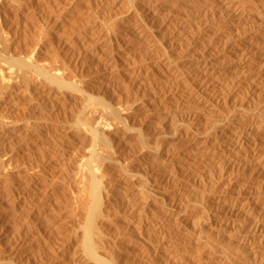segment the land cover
<instances>
[{"label": "bare ground", "instance_id": "obj_1", "mask_svg": "<svg viewBox=\"0 0 264 264\" xmlns=\"http://www.w3.org/2000/svg\"><path fill=\"white\" fill-rule=\"evenodd\" d=\"M127 1L131 10L120 27L138 39L150 60L159 59L166 74V81L152 88L154 122L147 126L152 133L127 123L132 105H111L108 94L105 99L108 89L101 91L95 81L84 80L83 68L73 70L80 55L109 71L134 62L120 43L124 39L107 31L108 26L119 25L118 14H113L116 0H103L97 20L76 27L79 33L73 43L58 39L65 62L56 52L53 61L51 56L49 61L45 58L58 16L47 17L36 37L21 43L19 33L29 25L28 4L0 0V188L7 195L16 183V194L7 203L16 215L27 217V227L20 234H32L30 222L41 227L55 219L49 231L60 242L55 244L57 250H65L44 251L50 260L58 259L55 264H264V13L252 11L254 0H195L197 16L215 21L204 26L196 18L187 21L197 25L171 38L167 50L169 44L158 45L148 32V21L156 11L141 3V12L135 8L139 3ZM179 43H185L181 50L178 47L184 45ZM180 51L187 54L175 61ZM106 77L100 79L102 86L97 85L103 88L110 83ZM149 78L146 81L155 82ZM73 106L78 109L74 119L67 121L64 115L62 122V113L73 111ZM56 112L66 125L63 130L53 118ZM170 116H178L180 122L172 124V132L166 135L163 120ZM82 135L89 144L84 149L87 156L75 155L73 150L74 160L57 175L55 157L66 154L59 147L67 149ZM19 143L29 152L40 146L35 164L18 165L20 169L14 164L18 152H11ZM46 143L59 144L55 156L45 155L41 146ZM131 144L142 159L130 163L124 156L129 148H136ZM38 187L48 191L37 204ZM118 198L131 204L133 216H117ZM62 208L69 209L68 215ZM39 227L33 231L41 238ZM14 256L20 264H35L27 249L11 252L0 264H18Z\"/></svg>", "mask_w": 264, "mask_h": 264}, {"label": "rangeland", "instance_id": "obj_2", "mask_svg": "<svg viewBox=\"0 0 264 264\" xmlns=\"http://www.w3.org/2000/svg\"><path fill=\"white\" fill-rule=\"evenodd\" d=\"M24 1H26V3L28 4V9H27V14L26 15H28V17L26 18L27 19V22L29 23V25H28V28H23L21 31H20V33H19V36H18V38H20L19 40H20V42L22 41L23 43L24 42H26V41H28V39H30V38H35L36 37V35H37V32L39 33V29H40V27H43V25H44V22L43 21H45V19L47 18V17H50V18H53V17H57L58 16V19H57V21L56 22H58V23H55V25L54 26H56V28H54V26L52 25L51 27H53L54 28V34L52 35L53 37H51L53 40H51V38H50V41H49V44H48V48L49 49H47V51H48V55H46V59H48V61L51 59L52 61L55 59V57L54 58H52V55L56 52V56L58 57H60V59L63 61V62H65V56L63 55V51H62V44L60 45L59 44V42H60V40H62V41H65V39H66V41L67 42H72L73 43V41H74V38H75V36H76V34H78L79 32H78V30L79 29H77L76 27H78V25L81 27V28H83V25L84 26H87V25H89V24H91V21H93V20H97V17H95L96 16V12L99 10V7H100V5L103 3V0H24ZM33 1V2H32ZM50 1V2H49ZM63 1V2H62ZM68 1V2H67ZM120 1H122V2H120ZM58 2V3H57ZM70 2V3H69ZM73 4H72V3ZM137 2V3H136ZM193 2H195V0H135V3L136 4H138L139 3V5H136V7L135 8H138V10L139 11H141L140 9V4L142 3V4H146V5H148V6H150L151 8H153V10H154V18L152 17L149 21H148V32L151 34V36H152V39L154 38H156L154 41H156L157 42V44L159 45V43H165V44H169L170 43V39L171 38H174V37H176L175 35L177 34V36H181V34L182 33H187L188 31L190 32V31H192L193 30V28L192 27H195L197 24L196 23H198L199 22V24H201L202 22V26H204V24L205 25H208V24H210V23H212V21H215L214 19H213V17L212 18H210V16L209 17H203V16H201V15H199V17L197 16V12H196V9H194L193 7H194V4L192 5V3ZM251 2V1H250ZM260 2V3H259ZM66 4V5H64V4ZM68 3V4H67ZM78 3V4H77ZM82 3V4H81ZM116 3H117V7H114V10H113V14H118L117 15V18H116V21H117V24H119L118 26H115V24H113V26H111V29H110V27H109V29L110 30H108V27H107V31H110V33H111V35H112V37H113V34H115L114 35V37L115 38H119V39H124V40H120L121 42V44L123 45L122 47H124V48H126L133 56H134V62L133 63H130L129 65L127 64V65H125V66H123V67H117L116 69H114V70H112V71H109L108 69H101L98 65H96V63L95 62H92L91 63V61H86V60H88L87 58H86V56H84V55H80V57H77V62H76V64L77 65H74V67H76L75 69H73L74 67H72L73 65H71L70 67L73 69V70H78V69H81V68H83V69H81V70H83L84 71V73H85V75H84V80H86V81H95V83H96V86H98V88L102 91V90H104V89H106V91H107V89H108V91L105 93V99L106 100H108L109 98H111V99H109V103L112 105V104H114L113 106H118L119 108H124V107H134V111L133 110H131V111H129V117H130V119L127 121V123L130 125V126H138L139 125V127H141L142 129H144V130H149L151 133L153 132V129H152V127L150 128H148L147 126L148 125H151V123H153L154 121H153V118H154V114H155V112H154V107H155V103L153 102V98H155V97H153L151 94H153V86L155 85L156 87L158 86V84H159V82L161 83V82H165L166 80H165V78H166V74L164 73V70H163V68L161 67V66H159L158 65V61H159V59H154V58H151V59H153V60H150V57H149V55L147 54V53H145V51H143V46L141 45V44H139V41H138V39L137 38H135V36L133 37V34H131V33H129V32H127V33H125L126 31H124L123 30V28L122 27H120V26H122V24H124V22L122 23V21H123V19H125L126 17H127V15H129V13H130V11L129 10H131L130 8H129V4H128V1L127 0H116ZM121 3V4H120ZM161 3V4H160ZM252 3V5H254V7H255V11L254 10H252L254 13H256V12H261V14H263L264 13V2L261 0H254V1H252L251 2ZM256 3V4H255ZM57 4V5H56ZM80 4V5H79ZM128 4V5H127ZM51 5H53V7L51 6ZM63 5V6H62ZM67 5H69V6H67ZM72 5V6H71ZM86 5V6H85ZM189 5V6H188ZM261 5V6H260ZM56 6V7H55ZM58 6V7H57ZM60 6V7H59ZM127 6H128V8H127ZM158 6V7H157ZM258 6V7H257ZM262 6H263V8H262ZM65 7H67V10H65L66 8ZM74 8V9H72V8ZM183 7H185V8H183ZM188 7V8H187ZM63 8H65V9H63ZM88 8V9H87ZM191 8V9H190ZM32 9H34V10H32ZM72 9V10H71ZM120 9V10H119ZM31 10V11H30ZM61 11V13H60V11ZM69 10H70V12H69ZM82 10H83V12H82ZM86 12H85V11ZM259 10V11H258ZM261 10V11H260ZM263 10V11H262ZM33 11V12H32ZM66 11V12H65ZM80 11V12H79ZM125 11V12H124ZM182 11V12H181ZM185 11V12H184ZM186 11H187V13H186ZM191 11V12H190ZM193 11V12H192ZM50 12V13H49ZM120 12V13H119ZM122 12V13H121ZM129 12V13H128ZM142 12V11H141ZM263 12V13H262ZM47 13H48V15H47ZM78 15H77V14ZM124 13V14H123ZM122 14V15H121ZM189 14V15H188ZM194 14V15H193ZM33 15V16H32ZM37 15V16H36ZM45 15V16H44ZM63 15H66L67 16V18H66V16H64L63 17ZM72 15V16H71ZM84 15V16H83ZM120 15V16H119ZM41 16H43V17H41ZM52 16V17H51ZM74 16V17H73ZM146 16V15H145ZM37 17V18H36ZM86 17V18H85ZM30 18V19H29ZM41 18V19H40ZM80 18V19H79ZM96 18V19H95ZM122 18V19H121ZM147 18V17H146ZM196 18V23H194V24H192L191 26H190V24H188L187 23V21H189V20H191V19H195ZM202 20H200V19ZM204 18V19H203ZM36 19V20H35ZM39 19H40V21H39ZM73 19V20H72ZM89 19V21H87ZM92 19V20H91ZM206 19V20H205ZM60 20V21H59ZM199 20V21H198ZM212 20V21H211ZM30 21V22H29ZM64 21V22H63ZM71 21V22H70ZM207 21V22H206ZM109 22V21H108ZM205 22V23H204ZM62 23V24H61ZM68 23V24H67ZM86 23V24H85ZM31 24V25H30ZM33 24V25H32ZM61 24V25H60ZM116 24V25H117ZM198 24V25H199ZM42 25V26H41ZM66 25V26H65ZM70 25H71V27H70ZM108 25H111V24H108ZM195 25V26H194ZM48 26L50 27V25H47V28H48ZM114 26L116 27L115 28V30L113 29L114 28ZM182 26V27H181ZM201 26V25H200ZM27 27V26H26ZM33 27V28H32ZM65 27V28H64ZM62 28V29H61ZM119 28V29H118ZM121 28V29H120ZM190 28V29H189ZM77 29V30H76ZM34 30V31H33ZM48 30H52L53 31V29L51 28V29H49L48 28ZM179 30V31H178ZM188 30V31H187ZM25 31V32H24ZM65 31V32H64ZM187 31V32H186ZM21 32H22V34H21ZM27 32V33H26ZM31 32V33H30ZM36 32V33H35ZM155 33V34H154ZM180 33V34H179ZM71 34V35H70ZM124 34H125V36H124ZM153 34V35H152ZM169 34H170V36H169ZM179 34V35H178ZM24 35H25V37H24ZM26 35H27V37H26ZM33 35V36H32ZM57 35V36H56ZM174 35V36H173ZM183 35V34H182ZM20 36H23V37H20ZM62 36V37H61ZM67 36V37H66ZM30 37V38H29ZM56 39H55V38ZM69 37V38H68ZM74 37V38H73ZM160 37V38H159ZM73 38V39H72ZM163 38V39H162ZM37 39V38H36ZM55 39V40H54ZM58 39H60V40H58ZM57 40H58V45H57ZM69 40H71V41H69ZM126 40H128V41H126ZM130 40V41H129ZM61 41V42H62ZM161 41V42H160ZM21 42V43H22ZM50 42H52V43H50ZM53 43H54V45H53ZM123 43H125V44H123ZM126 43H128V44H126ZM50 44H51V46H50ZM185 44V43H184ZM184 44H182V45H184ZM57 45V46H56ZM181 44L179 43V45L178 46H180ZM181 45V46H182ZM50 46V47H49ZM53 46H55V47H53ZM59 46V47H58ZM131 46V47H130ZM142 46V47H141ZM168 46V48L169 49H167V50H170V44L169 45H167ZM183 47H185V45L184 46H182V47H178V49H180L181 50V48H183ZM47 48V47H46ZM58 48H60V50L58 49ZM51 49V50H50ZM177 49V51H179ZM57 50V51H56ZM141 50H142V52H141ZM183 51V50H182ZM53 52V53H52ZM57 52H59V55H58V53ZM135 52V53H134ZM171 53H172V50L170 51ZM51 53V54H50ZM180 54H177V52H176V55L178 56V57H176V55H175V53L173 54V55H175V57H173V58H175L176 60L175 61H181V60H183L182 59V56H184L183 58H185V56H186V54H187V52L186 51H184V52H179ZM182 53V54H181ZM140 54H141V57H140ZM142 54H144V55H142ZM62 55H63V57H62ZM180 55V56H179ZM51 56V57H50ZM49 57H50V59H49ZM56 57V59H58ZM179 57H181V58H179ZM65 58V59H64ZM79 58V59H78ZM177 58H179V59H177ZM60 59H58V62L57 63H59V60ZM85 59V60H84ZM60 60V62H61V64H62V61ZM136 60V61H135ZM137 60H138V63H137ZM57 61V60H56ZM79 61H80V63H79ZM86 63V65H85V63ZM84 63V65H83V63ZM88 62V63H87ZM155 62V63H154ZM90 63V64H89ZM60 64V63H59ZM78 64H79V66H81V67H79L78 66ZM135 64V65H134ZM91 65H93V66H91ZM145 65V66H144ZM148 65V66H147ZM91 66V67H90ZM133 66V67H132ZM138 66H139V68H138ZM149 66H150V68H149ZM79 67V68H78ZM88 67H90V71L88 70L89 68ZM131 67V68H130ZM96 68V69H95ZM159 68H162V70H160ZM85 69V70H84ZM92 69V70H91ZM94 69V70H93ZM156 69V70H155ZM141 72H140V71ZM86 71V72H85ZM138 71V72H137ZM144 71H147V73H145ZM161 71V72H160ZM264 71V70H263ZM88 72V73H87ZM87 73V74H86ZM119 73V74H118ZM135 73H137V74H135ZM145 73V74H144ZM164 73V74H163ZM264 73V72H263ZM96 74V75H95ZM126 74V75H125ZM150 74V75H149ZM153 74V75H152ZM165 75V76H163V75ZM142 75V76H141ZM161 75V76H160ZM106 76H108V77H110V79H109V81H110V83H108V84H103V88L101 87L102 85V81L100 80L101 79V77H106ZM127 76V77H126ZM146 77V79H147V77L149 76L150 78H149V80H151V77H154V79H155V82H148V81H146V79H145V77ZM159 76V77H158ZM87 79H86V78ZM135 77V78H134ZM164 78V80H162L163 78ZM264 77V74L262 75V77L261 78H263ZM107 78V77H106ZM156 78H157V81H156ZM131 79V80H130ZM135 79H136V81H135ZM160 79V80H159ZM264 79V78H263ZM133 80V81H132ZM144 80V82H142V81ZM108 81V82H109ZM132 81V82H131ZM135 81V82H134ZM112 82H114V83H112ZM117 82V83H116ZM122 82V83H121ZM98 83H100V85L101 86H99V85H97ZM155 83V84H154ZM157 83V84H156ZM119 84V85H118ZM125 84V85H124ZM114 85V86H113ZM140 85V86H139ZM141 85H142V87H141ZM106 86H108V88L106 87ZM117 86H118V88H117ZM129 86V87H128ZM137 86V87H136ZM95 87V86H94ZM106 87V88H105ZM139 87V88H138ZM146 87V88H145ZM159 87V86H158ZM96 88V87H95ZM112 88V89H111ZM115 88V89H114ZM128 88H129V90H128ZM127 89V90H126ZM136 89V90H135ZM145 89V90H144ZM150 90V91H149ZM94 91H96V89H94ZM143 91V92H142ZM152 91V92H151ZM122 92V93H121ZM142 92V93H141ZM146 92V93H145ZM151 92V93H150ZM95 93V92H94ZM144 93V94H143ZM108 94V95H107ZM111 94V95H110ZM114 94V95H113ZM121 94V95H120ZM126 94V95H125ZM108 96V99H107V96ZM134 95V96H133ZM141 95V96H140ZM116 97V98H115ZM118 97H120L119 99H118ZM127 97V98H126ZM134 97V98H133ZM140 97V98H139ZM114 99V100H113ZM141 99V100H140ZM156 99V98H155ZM118 100V101H117ZM136 100H138V101H136ZM140 100V101H139ZM127 101V102H126ZM133 101V102H132ZM112 102V103H111ZM118 102V103H117ZM117 103V104H116ZM150 104V105H149ZM132 105V106H131ZM152 105V106H151ZM154 106V107H153ZM75 106H73V111H71V112H69L68 114H63L62 113V115H63V117H62V115H61V113H54V116H53V114H52V116H53V118H55V116H56V120H58L59 121V123L57 124V125H59V127H61L60 129L61 130H63V128L66 126L64 123H62L61 124V121L62 122H64L63 120H64V115H66L65 117L67 118V121H69L68 119H74V117H75V112H77V110L78 109H76V107L74 108ZM171 108V111H173V109H174V107L173 106H170ZM154 108V109H153ZM137 110V111H136ZM138 111H140V112H138ZM230 112H228V114H229ZM74 115V116H73ZM63 119H62V118ZM138 117V118H137ZM153 117V118H152ZM172 119V121L174 122H172L171 121V119ZM61 121H60V120ZM138 120V121H137ZM136 121V122H135ZM145 121V122H144ZM169 121V122H168ZM70 122H71V120H70ZM180 121H179V118H178V116H170L169 118H168V120L167 121H164L163 120V125H164V130H165V132L164 133H166V135H168V133H171L172 132V130H171V128H172V124L173 125H176V124H178ZM168 125V126H167ZM171 125V126H170ZM170 127V128H169ZM146 130V131H147ZM163 130V131H164ZM200 130H202L203 131V129H200ZM148 131V132H149ZM202 131H200V132H202ZM59 137V136H58ZM58 137H56V141H60V140H64V138H63V136L61 135L60 137L62 138V139H60L59 140V138ZM83 137H85V138H87V136L86 135H82L81 137H79L78 138V140H76V141H74L73 142V144H71L67 149L65 148V149H63V147H59V144L58 143H56L55 144V147L54 146H52L50 143H46V145L44 144L43 146H41V148L44 150V152H45V155L47 156V157H50V156H55L53 153H55L56 154V152H55V150L56 149H58L57 147H59V150H60V148H61V151H62V153H65L66 152V154L65 155H68L69 157H64L65 155H62V156H60L59 155V157L57 158V157H55V159H57V165H56V169L57 168H59L58 169V172H56V174L58 175L59 173H61L62 171H63V168L65 169V167H67V165H69L70 164V162L69 161H71L72 159L74 160V156L76 155V154H78V156H82V154H83V156H87V152L86 151H84V149L86 150L87 148H88V146H89V144H88V140L86 139L85 140V138H83ZM81 139V140H80ZM81 143H80V142ZM83 141V142H82ZM85 141V142H84ZM87 142V144H85ZM75 143V144H74ZM80 143V144H79ZM57 144H58V146H57ZM83 144H85L84 146H86L87 145V147H83ZM74 145V146H73ZM132 145V144H131ZM130 145V146H131ZM57 146V147H56ZM133 146V147H132ZM131 146V148H135L136 146L135 145H132ZM20 146V143L19 144H15V146H14V150H13V152H11V153H14V151L15 152H18V153H15V154H17V155H14V157H16L14 160L16 161H14L15 163L14 164H16V166L17 167H19V169H20V166L22 167V165L21 164H28V163H33V162H35V160L39 157V147L40 146H35V147H33V149H31L30 150V152L32 153H30L29 151H27L26 149V151L24 150V146L23 147H21ZM48 147V148H47ZM53 147V148H52ZM80 147V148H79ZM19 148V149H18ZM23 148V149H22ZM38 148V149H37ZM44 148H46V149H44ZM54 148H56V149H54ZM70 148V149H69ZM73 148V149H72ZM82 148V149H81ZM16 149V150H15ZM127 149H128V147H127ZM127 149H124V152L127 150ZM33 150V151H32ZM63 150H64V152H63ZM68 150V151H67ZM75 152H74V151ZM79 150V151H78ZM82 150L84 151L83 153H82ZM130 152H129V151ZM127 150V152H125L126 154H125V156H124V158L126 159V161L127 162H134V161H139V160H141L142 159V156H141V154H140V152L138 151L137 152V147L135 148V149H128ZM20 151H21V153H20ZM38 151V152H37ZM61 151H60V153H61ZM133 151V153H131ZM25 152H28L27 154L25 153ZM71 152V153H70ZM74 152V156H73V153ZM79 152H81L80 153V155H79ZM39 155H38V154ZM48 153V154H47ZM52 153V154H51ZM24 154V156H22ZM36 154V155H35ZM71 154V155H70ZM85 154V155H84ZM133 154V155H132ZM128 155V156H127ZM37 156V157H36ZM30 157V158H29ZM33 157L35 158L34 160H33ZM63 157V158H62ZM60 158V159H59ZM66 158V159H65ZM133 158V159H132ZM28 159V160H27ZM64 159H65V162H64ZM71 159V160H70ZM139 159V160H138ZM23 160H25V161H23ZM59 160V161H58ZM63 160V161H62ZM31 161V162H30ZM63 163H62V162ZM18 162V163H17ZM26 162V163H25ZM69 162V163H68ZM130 162V163H131ZM37 163V162H36ZM58 163H60L61 165H60V167H59V164ZM66 163V164H65ZM33 164H35V163H33ZM43 164H45V162L43 163ZM64 164V165H63ZM18 165H20V166H18ZM63 166H65V167H63ZM70 166V165H69ZM63 167V168H62ZM59 170H61V171H59ZM57 171V170H56ZM16 183L14 182V184L11 186V188H12V193H8L7 195H6V193H3L2 192V190H1V188H0V191L3 193V194H1V192H0V260L1 259H4L7 255L9 256V254H11V252H22L23 250H26L27 249V251L29 252V254L31 255L30 257H32L31 258V260L33 259V263H35V264H55L56 262H57V260L58 259H54V260H50V258H47L48 256L46 255L47 253H45L44 251H46V252H49V253H51V254H53V252H55L56 254H60L61 253V251H64L65 249H62V247H61V249L59 248L58 250H57V245H58V243L57 242H59V240L58 241H56V238H57V236H55L54 234H55V232L53 231V232H51L50 233V231H49V229H50V227H49V225L50 224H53V222H55V219L54 220H50L51 222L48 224V223H45L44 225L45 226H41V227H39L38 225H35V223L34 222H30L29 223V226L31 227V229H32V234H28V235H26V236H24V235H21V234H23V231H24V229L23 228H26L27 227V217L26 216H24V215H21L20 213H17V215H16V213H14L13 212V210L9 207V205H8V203H7V200H8V198H9V196H11V195H13V194H16V188H17V186L15 185ZM16 187V188H15ZM15 188V190H13ZM44 189L46 190V191H44ZM118 190V189H117ZM117 190H114V194L116 193V194H118V196L120 195L119 193H117V192H121V191H117ZM48 191V189L47 188H45V187H42L41 188V190H39V187H38V192H37V197H35V199H37L36 200V203L38 204L39 202H40V199H42V197L41 196H43L44 194L43 193H46ZM15 192V193H14ZM42 194V195H41ZM31 195V193H29V195L28 196H30ZM40 195V196H39ZM117 196V197H118ZM5 197V198H4ZM30 197H33L32 195L30 196ZM29 198V197H28ZM34 198V197H33ZM33 198H30V199H32V202H35V201H33L34 199ZM38 201V202H37ZM123 201H125V200H120V198H118L117 199V203L119 204V206H117V210L119 211L118 213H117V216L118 217H122V218H125L126 216V218H129V217H131V216H133V214H131V208H129L130 206H131V204L129 205L127 202H123ZM120 202V203H119ZM3 203V204H2ZM128 205H126V204ZM60 204V203H59ZM117 204V205H118ZM125 204V205H124ZM5 205V206H4ZM7 205H8V207H7ZM124 205V206H123ZM126 207H128V208H126ZM123 208V209H122ZM190 209H191V207H189ZM63 209V208H62ZM130 209V210H129ZM189 209V210H190ZM7 210V211H6ZM64 211H65V214H66V211H67V215H68V211H69V209L67 210L66 208L65 209H63ZM127 212H126V211ZM64 211L61 213V212H59V213H61L60 215H65L64 214ZM1 213H2V215H1ZM6 213V214H5ZM12 213V214H11ZM121 213V214H120ZM123 213V214H122ZM11 214V215H10ZM120 215V216H119ZM14 216V217H13ZM21 216V217H20ZM5 217V218H4ZM25 217H26V220H25ZM117 217V218H118ZM11 218V219H10ZM24 221H23V220ZM6 220V221H5ZM18 220V221H17ZM10 221V222H9ZM16 221L17 222H19L18 224L16 223ZM53 221V222H52ZM1 222H3V223H1ZM14 222V223H13ZM26 222V223H25ZM119 222H120V220H119ZM13 223V224H12ZM16 223V224H15ZM24 223V224H23ZM33 223H34V225H33ZM2 224V225H1ZM11 224V225H10ZM20 224V227L18 226ZM22 224V225H21ZM25 224H26V226H25ZM31 224V225H30ZM9 226V227H8ZM25 226V227H24ZM40 228V229H43L42 231H41V234H43V235H41L42 237L40 238V235L39 234H37V236H35L36 234H34V231H35V229L36 228H38V227ZM51 226V225H50ZM13 227H14V229H13ZM17 227V228H16ZM30 227H28V228H30ZM49 227V228H48ZM4 228V229H3ZM8 228V229H7ZM19 228V229H18ZM45 228V229H44ZM71 229H70V231L71 230H73V228L72 227H70ZM5 229H7V230H5ZM12 230H14V231H12ZM18 231V234H16L17 233V231ZM34 230V231H33ZM5 231V232H4ZM10 231V232H9ZM47 231V232H46ZM49 231V232H48ZM15 234H14V233ZM6 233V234H5ZM21 233V234H20ZM47 233V234H46ZM9 234V235H8ZM11 235V236H10ZM13 235V236H12ZM46 235V236H45ZM15 236V237H14ZM17 236V237H16ZM11 237V238H10ZM49 239H47V238ZM16 238V239H15ZM32 238V239H31ZM40 238V239H39ZM45 238V239H44ZM7 239V240H6ZM11 239V240H10ZM18 239V240H17ZM36 239V240H35ZM4 240V241H3ZM32 240V241H31ZM174 244H175V242H177L176 243V245L178 246V240L174 237ZM177 240V241H176ZM5 241H7L6 243H5ZM23 241V242H22ZM28 241V242H27ZM42 241V242H41ZM51 241V242H50ZM2 242V243H1ZM20 242H21V244H20ZM34 242V243H33ZM45 242V243H44ZM52 242H53V244H52ZM27 243V244H26ZM60 243V242H59ZM50 244V245H49ZM55 244H57V245H55ZM11 245V246H10ZM13 245V246H12ZM5 246V247H4ZM16 246V247H15ZM38 246H40V247H38ZM52 246H56L55 247V249H54V247H52ZM59 246V245H58ZM7 247V248H6ZM35 247V248H34ZM36 247H38V248H36ZM11 249V250H10ZM43 249H45V250H43ZM217 249H219V247H217ZM13 250V251H12ZM16 250V251H15ZM41 250V251H40ZM42 250H43V252H42ZM47 250H49V251H47ZM52 250H53V252H52ZM57 250V251H56ZM220 250V249H219ZM218 250V251H219ZM3 251V252H2ZM32 251H33V253H32ZM39 251H40V253H39ZM58 251H60V252H58ZM140 252L142 251V249H140L139 250ZM8 252V253H7ZM67 252V251H66ZM36 254V255H35ZM40 254H42V256L40 255ZM44 254V255H43ZM40 255V256H39ZM2 256V257H1ZM47 256V257H46ZM16 257H18V256H16ZM33 257H35V259L37 260H35V262H34V258ZM39 257V258H38ZM46 257V258H45ZM14 259H15V256H14ZM18 259V258H17ZM17 259H15V262L16 263H18L21 259H18L19 261L17 262ZM40 259V260H39ZM49 260V261H48ZM48 261V262H47ZM43 262V263H42ZM52 262V263H51ZM18 264H20V262L18 263Z\"/></svg>", "mask_w": 264, "mask_h": 264}]
</instances>
